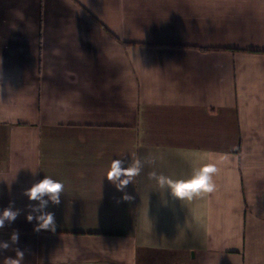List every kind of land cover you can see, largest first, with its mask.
Wrapping results in <instances>:
<instances>
[{
	"label": "crops",
	"instance_id": "obj_1",
	"mask_svg": "<svg viewBox=\"0 0 264 264\" xmlns=\"http://www.w3.org/2000/svg\"><path fill=\"white\" fill-rule=\"evenodd\" d=\"M0 218V264H264V0H0Z\"/></svg>",
	"mask_w": 264,
	"mask_h": 264
},
{
	"label": "clouds",
	"instance_id": "obj_2",
	"mask_svg": "<svg viewBox=\"0 0 264 264\" xmlns=\"http://www.w3.org/2000/svg\"><path fill=\"white\" fill-rule=\"evenodd\" d=\"M122 161L120 160H113L110 166V171L108 178H118L122 173L125 175H135L140 170V161L137 160L133 162L132 166L123 169L121 167ZM205 168L207 170H205ZM215 171V165H208L205 166L203 169H195L193 172V176L190 180L186 181H170L167 177H160L161 183H169L173 188V194L179 198L184 199L186 197H190L193 193L198 192L201 189L204 190H211L212 188V176L210 173ZM62 188V184L56 181L51 180L50 178L43 179L39 184L35 185L33 188L28 190V195L31 199H36L37 194L42 193H50L52 194L50 198L53 201H58V196L56 195L60 189ZM17 213L11 210H5L3 213L4 218H8L9 220H12L16 217ZM31 219V217H29ZM41 223L39 225L40 228H48L49 225H52L54 228V220L53 215L48 214L45 216H41L38 218ZM3 224V219L0 218V225ZM17 238L16 235L13 236V239L15 240ZM0 247H7L6 243H0ZM18 255L22 256V252H18ZM11 264H19L18 260H14L11 262Z\"/></svg>",
	"mask_w": 264,
	"mask_h": 264
}]
</instances>
